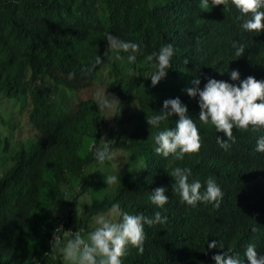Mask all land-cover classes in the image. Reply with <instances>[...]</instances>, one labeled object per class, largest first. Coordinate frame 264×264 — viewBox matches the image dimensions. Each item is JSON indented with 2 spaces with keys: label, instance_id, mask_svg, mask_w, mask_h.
<instances>
[{
  "label": "trees",
  "instance_id": "obj_1",
  "mask_svg": "<svg viewBox=\"0 0 264 264\" xmlns=\"http://www.w3.org/2000/svg\"><path fill=\"white\" fill-rule=\"evenodd\" d=\"M246 18L231 6L203 9L199 0H0V110L19 104L21 118L0 114V264H64L51 250L55 230L62 229V238L63 231L86 234L92 218L114 203L129 214L159 211L168 218L145 225L143 253L129 248L122 264H215L222 248L241 251L244 225L264 222V183L251 181L257 172L264 175V153L253 148L264 132L233 129L235 143L222 150L216 140H226L224 133L199 121V96L180 92V82L174 94L163 80L153 86L155 69L145 57L171 44L166 76L185 81L187 90H203L210 79L229 83L237 69L264 76V32L243 30ZM106 33L140 45L134 63L127 62L131 53L108 50ZM233 43L245 46L241 57ZM97 56L101 64L93 68ZM100 81L119 101L111 120L93 99ZM176 98L202 141L198 154L182 160L154 151L155 135L174 128L179 117L158 128L147 123L165 100ZM104 141L114 155L100 164L93 153ZM175 167L191 169L189 182L203 185L212 177L224 193L219 208L181 204L169 176ZM109 174L120 184L105 186L99 197L94 183ZM160 187L169 198L163 208L149 199ZM86 194L90 200L81 201ZM259 233L264 236V226ZM213 241L218 246L210 250Z\"/></svg>",
  "mask_w": 264,
  "mask_h": 264
},
{
  "label": "clouds",
  "instance_id": "obj_2",
  "mask_svg": "<svg viewBox=\"0 0 264 264\" xmlns=\"http://www.w3.org/2000/svg\"><path fill=\"white\" fill-rule=\"evenodd\" d=\"M210 5L212 7L222 5L224 9L234 7L241 13V17H247L241 24L243 30L264 32V0H199V6L203 9H208ZM105 39L109 51L131 53L127 56V62L129 64L135 62V53L140 51L138 43L125 42L111 33H106ZM232 46L235 55L241 57L245 46L236 43ZM173 55V46L166 44L145 57L150 67L155 69L151 73L153 86L166 77ZM116 58L120 59L119 56ZM187 63L188 61L185 60V64ZM100 64L101 59L97 56L93 68ZM74 76L75 73H70L68 78L72 79ZM228 77L230 84L210 79L203 90L198 88L186 90L189 97L199 96V121L202 124L210 123L216 132L224 133L226 140L220 138L216 140L218 146L224 151L230 150L235 143L233 129L241 132H264V76L248 74L237 69L229 72ZM193 84L198 86L200 80L195 79ZM93 99L101 112L111 113L119 105V101L114 96L105 95V90L97 89ZM186 113V106H183L176 98L165 100L162 110L147 118V123L151 127L158 128L173 114L179 117L174 128H167L155 135L154 151L157 155L165 158L172 156L176 160H182L186 154L191 156L199 153L202 147L200 130L192 119L187 118ZM109 145L110 143L104 141L103 147L95 149L93 155L98 163L103 164L113 159L114 154ZM253 148L257 153H264V135L257 139L256 146ZM191 174V169L188 167H175L169 174L175 181L173 189L179 194L180 203L190 207L205 203L219 208L224 196L221 187L212 177H209L203 185L199 180L189 182ZM251 181L252 185L264 183V175L257 172ZM104 183L107 186L120 184L118 176L114 174L105 176ZM202 187L203 192H201ZM257 189V187L254 188L255 192ZM165 192L163 187L156 188L149 197L151 203L158 208H163L169 199ZM247 217L250 219L249 212ZM92 219L93 228L86 234H82L83 230L76 231L74 234L63 231L62 238L59 234L62 229L55 230L51 250L62 257L64 264H122V258L128 254L129 248L137 249L138 254L143 253L146 239L145 225L149 227L164 225L168 218L159 211L151 217L143 214H129L121 211L118 203H114L107 212H101ZM260 226H264V222H260L255 227L250 221L244 225V236L239 235L238 240L239 244L243 239L244 246L239 252L222 248L220 245L221 254L212 257L215 264H264V236L259 233ZM217 246V241L208 244L210 250ZM234 254L236 256H233Z\"/></svg>",
  "mask_w": 264,
  "mask_h": 264
},
{
  "label": "rangeland",
  "instance_id": "obj_3",
  "mask_svg": "<svg viewBox=\"0 0 264 264\" xmlns=\"http://www.w3.org/2000/svg\"><path fill=\"white\" fill-rule=\"evenodd\" d=\"M103 73H105V71H103ZM161 80H163L164 84L163 86L166 88V90L168 92H170L171 94H174L173 93V90L176 85L180 82L182 83V90L180 92L184 93L186 90H187V86H186V82L185 81H182L181 79H178L177 81H173L171 79V76L169 75L168 77L166 76L165 78H162ZM95 86L94 87V93L97 91V89L101 90V91H104L105 90V95L106 96H111L109 93H108V90L107 88L104 86V82L100 81V82H97L95 83ZM95 88H96V91H95ZM178 92V91H177ZM176 92V93H177ZM173 96V95H172ZM170 97V96H169ZM73 101H76L75 104H77V99L76 97L74 98ZM7 106V110L5 111L4 109H1L0 114H2L6 119H14L15 122L19 121L21 118H20V115H19V104H15V105H12V104H6ZM70 107L72 109H75V106L74 105H70ZM105 116L107 119L110 118V120L112 119V116H113V112L109 113V112H105ZM18 133H19V129L18 128H15L14 129V139H18ZM23 137L24 138H29L31 137V135L28 133V130L26 128V130L24 131L23 133ZM7 167H4L3 170H6ZM119 169H116L114 167V172H117ZM94 188L92 189L93 192H95V190L97 189L98 190V193H99V197L102 196V192L104 190H106L105 186H107L104 181H99L96 180V182L94 183ZM107 191V190H106ZM90 195L89 194H86L84 196L81 197V201H87V200H90Z\"/></svg>",
  "mask_w": 264,
  "mask_h": 264
}]
</instances>
